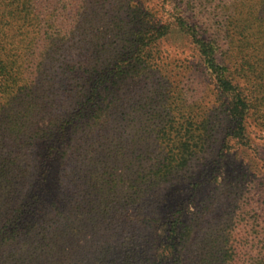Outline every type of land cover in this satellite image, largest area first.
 <instances>
[{
  "label": "trees",
  "instance_id": "16d2710c",
  "mask_svg": "<svg viewBox=\"0 0 264 264\" xmlns=\"http://www.w3.org/2000/svg\"><path fill=\"white\" fill-rule=\"evenodd\" d=\"M163 1L175 10L170 16V30L166 24L151 31L129 30L122 44H115L107 52L91 48V44L80 46L76 60L80 55L86 61L68 65L56 58V52L63 53L64 49L56 45L50 31L48 19L55 16V0H47L49 17L40 13L41 0H0V149L6 152L0 157V264L45 260L40 252L55 246L49 241L72 230L70 219L75 206L88 202L93 194L100 197L99 204L113 198L115 166L121 164L134 177L126 181L131 182V192L123 200L139 209L153 208L154 216L160 208L163 219L152 215L145 223L153 229L156 251L141 259L132 251L110 264H235L249 255L240 254L243 248L256 252L243 264H264V222L259 226L258 214H247V238L235 237L232 242L225 238L221 247L218 235L210 233L201 239L194 236L199 223L184 219L186 208L182 204L169 205L156 199L159 189L176 191L181 187L178 172L191 162L192 149L197 148L190 125L182 128L174 124L168 132L163 129L157 133L158 141L169 143L173 154L162 159L154 171L118 159L116 115L121 105L120 86L126 78L118 64L126 58L144 56L145 50L157 47L169 31L182 30L186 40L197 44L208 64L209 81L225 99L237 159L244 163L247 174L258 180L263 209L250 200V211L264 213V155L250 130L264 116V97L257 98L259 85L247 76L264 75V66L251 64L252 59L264 62L260 58L264 56V18L252 22L243 16L234 17L236 12L241 13L244 3L236 9V2L231 0ZM55 66L58 75L78 89L59 100L39 89L49 84L44 75ZM60 103L64 105L62 111L57 109ZM186 149L189 155L181 152ZM214 163L217 165V161ZM200 175L192 182L195 190L190 191V198L202 189L195 185ZM148 237V233L128 234L122 245L137 248L136 242Z\"/></svg>",
  "mask_w": 264,
  "mask_h": 264
},
{
  "label": "rangeland",
  "instance_id": "374dc122",
  "mask_svg": "<svg viewBox=\"0 0 264 264\" xmlns=\"http://www.w3.org/2000/svg\"><path fill=\"white\" fill-rule=\"evenodd\" d=\"M55 1L57 3L52 4L54 17H49L47 13V0H41L39 9L41 15L49 17L50 31L54 33L56 45L64 49L63 53L56 52V58L68 65L86 61L85 56L80 55L76 60L80 46L85 48L91 44V48L107 52L115 44H122L129 30L144 32L151 31L153 27L157 29L169 25L172 22L170 16L175 13L170 3L163 0ZM234 2L236 9L244 3L241 13L236 12L234 17L243 16L252 22L255 18H264V0H231V3ZM168 27L170 30L171 26ZM121 31L123 34H120ZM180 32L166 33L161 30L160 33H166L167 37L157 47H148L144 56L135 59L124 57L123 60L126 59L118 64L119 69L123 70L122 75H126L120 86L121 105L116 115L119 125L117 143L121 153L118 159L125 161V164L131 162L135 168L154 171L162 159L173 154L169 143L158 141L157 133L163 129L168 132L174 124L182 128L190 125L197 148L192 149L191 162L178 172L177 181L182 183L181 187L172 189L176 191L159 189L156 199L167 201L169 205L182 204L186 208L184 219L199 223L194 236L201 239L210 233L218 235L219 244L224 247L225 238L232 242L235 237L247 238L250 234L249 229L244 227L247 214H258L261 217L259 226H262L264 213L250 211L249 202L255 200L256 205H260L263 198L258 180L250 177L244 163L237 159L231 137L232 126L225 115V99L217 94L208 79V64L200 56L197 44L193 40H186ZM260 58L264 59V56ZM251 64L256 68L264 66V62L260 64L256 59H252ZM58 73L57 66L50 67L49 75H44L47 77L45 81L50 82L39 89L53 93L59 100L68 91L78 89ZM247 76L259 85L257 98L264 97V75ZM247 88H250L249 85ZM63 108L61 103L57 106L59 111ZM256 124L258 126L250 130L260 153L264 155L263 115L256 120ZM259 127H262V131L258 130ZM181 152L190 154L188 149ZM5 153L0 149V157ZM214 161H217V165ZM209 163L212 165L207 169ZM123 166H115L113 198L102 199L106 202L99 204L100 197L93 194L91 200L75 206L70 219L72 230L51 239L49 242L53 241L55 246L46 247L45 251L40 252V258L45 260L35 264H110L119 262L132 251L140 254L138 259L156 251L152 243L153 229L145 227L153 215V208L142 206L143 211H140L139 206L132 207L123 200L131 192V182L126 181L134 179L132 174L122 169ZM199 175L201 178L195 185L202 189L199 188L195 197L190 198V191L194 189L192 182ZM156 211L158 215H153L154 219H163L161 209ZM239 215L245 220H241ZM135 232L148 233L149 240L136 242L137 248H125L122 245L124 238ZM222 232L230 234L224 236ZM246 253L249 255L235 264H243L246 260L250 262L251 257L256 255L250 249L243 248L240 252Z\"/></svg>",
  "mask_w": 264,
  "mask_h": 264
}]
</instances>
